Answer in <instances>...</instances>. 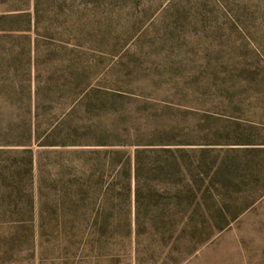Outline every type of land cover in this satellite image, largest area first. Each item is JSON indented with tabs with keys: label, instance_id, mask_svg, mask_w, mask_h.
<instances>
[{
	"label": "rangeland",
	"instance_id": "1",
	"mask_svg": "<svg viewBox=\"0 0 264 264\" xmlns=\"http://www.w3.org/2000/svg\"><path fill=\"white\" fill-rule=\"evenodd\" d=\"M137 143L210 169L196 250L178 178L143 187L131 233L127 209L100 240L82 222L124 180L105 151ZM0 264H264V0H0Z\"/></svg>",
	"mask_w": 264,
	"mask_h": 264
},
{
	"label": "trees",
	"instance_id": "2",
	"mask_svg": "<svg viewBox=\"0 0 264 264\" xmlns=\"http://www.w3.org/2000/svg\"><path fill=\"white\" fill-rule=\"evenodd\" d=\"M25 16H29L28 7L19 9ZM21 16V15H20ZM69 136V135H68ZM61 145H68V143L63 142ZM73 145H85L80 141H73ZM136 148L132 156L125 154V151L114 150L110 148L105 151L111 167L113 166L116 175L122 176L124 180L122 182L113 181H100L95 183L94 192L92 197L93 207L89 214H82V222H88L91 231L90 234L96 233V230L100 232L99 240L105 238L106 230L112 226L113 217L112 209L121 208L122 210L127 209L129 213L121 218H118L116 223H121L122 221L127 223L129 233L132 229H137L140 223V207L144 198L143 187L146 186L148 189L147 197L150 195H156V190L150 185L149 181L156 180L159 176H164L170 178L172 184H180L185 182L184 191H176L170 198L173 199L171 204L176 207L180 206L182 201L185 203V215L184 230H189L190 232V243L191 247L189 252H192L198 248L200 243L204 241L202 238L195 236L197 231L203 228L206 220L205 211V198L206 191L202 189L205 184L206 176L209 170L204 171L199 158H197V151L193 149H183L181 147H171L170 145L156 146L155 144L147 143H137ZM83 152V151H82ZM95 152L96 151H92ZM119 155L120 160L117 162L119 165L114 164L113 155ZM184 162L182 165L181 162ZM116 163V162H115ZM97 169L100 168V162L96 159L93 163ZM115 165V167H114ZM184 169L189 172L190 177L184 179L181 176L184 174ZM180 183H178V179ZM211 183L214 184L213 179ZM74 184L77 187L76 194L79 195L78 200L70 199L69 202H79L84 203L86 201V194H84V183L81 181H76L71 183L70 186ZM74 194V192H73ZM151 195V196H152ZM158 195V194H157ZM134 207L133 218L130 212V206ZM150 201H147L146 205H149ZM173 205V206H174ZM218 208V207H217ZM217 215L223 220V225L228 223L229 218H235V215L226 217L223 213L217 210ZM214 217V215H212ZM182 218V217H181ZM150 220H155V216ZM177 222L174 221V225ZM221 224H212L210 229H220L223 227ZM133 227V228H132ZM177 230V227L176 229ZM185 257V255L183 256ZM176 260V259H175ZM176 261H180L176 260Z\"/></svg>",
	"mask_w": 264,
	"mask_h": 264
}]
</instances>
